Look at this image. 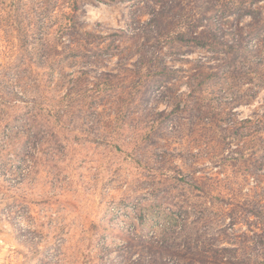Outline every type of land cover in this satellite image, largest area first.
I'll return each instance as SVG.
<instances>
[{"label": "rangeland", "instance_id": "obj_1", "mask_svg": "<svg viewBox=\"0 0 264 264\" xmlns=\"http://www.w3.org/2000/svg\"><path fill=\"white\" fill-rule=\"evenodd\" d=\"M0 264H264V0H0Z\"/></svg>", "mask_w": 264, "mask_h": 264}, {"label": "trees", "instance_id": "obj_2", "mask_svg": "<svg viewBox=\"0 0 264 264\" xmlns=\"http://www.w3.org/2000/svg\"><path fill=\"white\" fill-rule=\"evenodd\" d=\"M145 58H146V56H145ZM45 121V120H44ZM46 122V121H45ZM37 124V125H36ZM39 123H37V118H34L33 119V126H35V128L36 127H38L39 129H40V131L41 132H47V135L49 134L50 135V133H54L53 132V128L51 127V126H48L47 124H45L44 122H41V124H39V125H42V126H39L38 125ZM10 125V124H9ZM34 128V127H33ZM27 133V132H26ZM35 135V134H34ZM25 137H29V134L27 133L26 135H25ZM36 137V136H35ZM55 137V136H54ZM55 139H56V137H55ZM29 144L30 142L29 141H26V138H25V140L23 139V142H22V144H21V147H22V149H23V146H25V144ZM24 150V149H23ZM21 154H22V156L24 157V159H26V158H33V156L31 155V154H29L28 153V151H23V152H21Z\"/></svg>", "mask_w": 264, "mask_h": 264}]
</instances>
